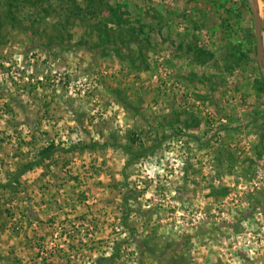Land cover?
Wrapping results in <instances>:
<instances>
[{"label": "rangeland", "instance_id": "374dc122", "mask_svg": "<svg viewBox=\"0 0 264 264\" xmlns=\"http://www.w3.org/2000/svg\"><path fill=\"white\" fill-rule=\"evenodd\" d=\"M256 44L247 0H0V264H264Z\"/></svg>", "mask_w": 264, "mask_h": 264}, {"label": "water", "instance_id": "95a60500", "mask_svg": "<svg viewBox=\"0 0 264 264\" xmlns=\"http://www.w3.org/2000/svg\"><path fill=\"white\" fill-rule=\"evenodd\" d=\"M252 12L255 24L257 62L264 79V12L259 7V0H247Z\"/></svg>", "mask_w": 264, "mask_h": 264}, {"label": "trees", "instance_id": "16d2710c", "mask_svg": "<svg viewBox=\"0 0 264 264\" xmlns=\"http://www.w3.org/2000/svg\"><path fill=\"white\" fill-rule=\"evenodd\" d=\"M138 23H139V25H141L140 26V32L143 34V35H145V31L148 29V27L146 26V25H144L141 21H138ZM138 154V153H137ZM139 155V154H138Z\"/></svg>", "mask_w": 264, "mask_h": 264}, {"label": "built area", "instance_id": "2783aa9c", "mask_svg": "<svg viewBox=\"0 0 264 264\" xmlns=\"http://www.w3.org/2000/svg\"><path fill=\"white\" fill-rule=\"evenodd\" d=\"M259 184H260V186H263V188H264V183H262V182H259Z\"/></svg>", "mask_w": 264, "mask_h": 264}, {"label": "bare ground", "instance_id": "6f19581e", "mask_svg": "<svg viewBox=\"0 0 264 264\" xmlns=\"http://www.w3.org/2000/svg\"><path fill=\"white\" fill-rule=\"evenodd\" d=\"M260 1V0H259Z\"/></svg>", "mask_w": 264, "mask_h": 264}]
</instances>
